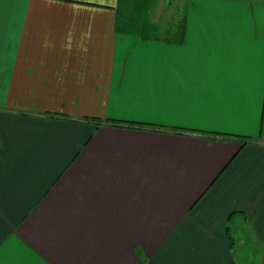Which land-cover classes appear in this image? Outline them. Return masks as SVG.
Here are the masks:
<instances>
[{
	"label": "crops",
	"instance_id": "obj_1",
	"mask_svg": "<svg viewBox=\"0 0 264 264\" xmlns=\"http://www.w3.org/2000/svg\"><path fill=\"white\" fill-rule=\"evenodd\" d=\"M117 1L0 0V264H264V0Z\"/></svg>",
	"mask_w": 264,
	"mask_h": 264
},
{
	"label": "trees",
	"instance_id": "obj_2",
	"mask_svg": "<svg viewBox=\"0 0 264 264\" xmlns=\"http://www.w3.org/2000/svg\"><path fill=\"white\" fill-rule=\"evenodd\" d=\"M153 0H118L115 7V28L119 32H135L139 34L140 38H151L150 33L156 32L157 28L160 27L158 22L152 21L149 17L150 8ZM164 30H162V35L160 36L163 40L171 42H180L183 38L184 31V10L181 7V12L179 15L171 19L170 22L166 20L164 25ZM111 125H124L127 127L135 128H155L157 126L153 125H143L139 123L132 124L131 122L127 123H118L114 121H109ZM175 133H182L184 128L173 127L170 128ZM208 136H213L214 134L208 133ZM226 138L236 139L240 144H244L249 141L247 136H232V135H223ZM230 216L227 218L225 223L224 230H227V224ZM230 240L231 236L229 235Z\"/></svg>",
	"mask_w": 264,
	"mask_h": 264
},
{
	"label": "rangeland",
	"instance_id": "obj_3",
	"mask_svg": "<svg viewBox=\"0 0 264 264\" xmlns=\"http://www.w3.org/2000/svg\"><path fill=\"white\" fill-rule=\"evenodd\" d=\"M181 12V6L178 3V0H154V5H152V9L150 8L149 16H153L154 20L156 18L161 17L160 20L166 18L168 22L171 21L172 18L179 15ZM150 17V18H151ZM243 228V226H242ZM244 235L239 234L238 238H241L239 241L235 239V249H234V259L235 261H239V264H242V260L239 258L238 249L242 247L244 250L247 260L252 258V255L255 252V245L250 244V240H252V234L250 228L242 229ZM243 240L242 245L240 246V241Z\"/></svg>",
	"mask_w": 264,
	"mask_h": 264
}]
</instances>
